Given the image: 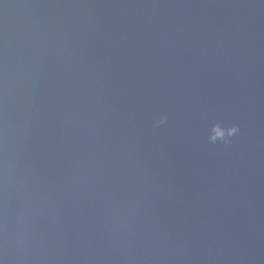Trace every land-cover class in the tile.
<instances>
[{
	"label": "water",
	"instance_id": "obj_1",
	"mask_svg": "<svg viewBox=\"0 0 264 264\" xmlns=\"http://www.w3.org/2000/svg\"><path fill=\"white\" fill-rule=\"evenodd\" d=\"M5 3L32 264H264V2Z\"/></svg>",
	"mask_w": 264,
	"mask_h": 264
},
{
	"label": "clouds",
	"instance_id": "obj_2",
	"mask_svg": "<svg viewBox=\"0 0 264 264\" xmlns=\"http://www.w3.org/2000/svg\"><path fill=\"white\" fill-rule=\"evenodd\" d=\"M8 7L5 0H0V9ZM27 96L28 80L22 73L17 50L5 34L0 39V264H32L33 261L30 253L34 239L28 220L33 212L31 178L26 166H22L23 138L28 128L27 117L23 115V101ZM167 123V114H162L154 126L160 127ZM215 126L225 127L219 122ZM225 128V134L212 136L209 142L228 144L241 132L238 124ZM10 191L23 194V204L11 226L7 200ZM121 220L122 217L116 214L114 222L117 226Z\"/></svg>",
	"mask_w": 264,
	"mask_h": 264
}]
</instances>
